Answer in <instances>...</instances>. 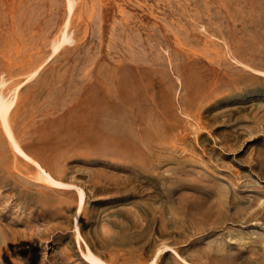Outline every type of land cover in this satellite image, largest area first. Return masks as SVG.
<instances>
[{
  "label": "rangeland",
  "instance_id": "1",
  "mask_svg": "<svg viewBox=\"0 0 264 264\" xmlns=\"http://www.w3.org/2000/svg\"><path fill=\"white\" fill-rule=\"evenodd\" d=\"M92 259L264 264V0H0V264Z\"/></svg>",
  "mask_w": 264,
  "mask_h": 264
},
{
  "label": "bare ground",
  "instance_id": "2",
  "mask_svg": "<svg viewBox=\"0 0 264 264\" xmlns=\"http://www.w3.org/2000/svg\"><path fill=\"white\" fill-rule=\"evenodd\" d=\"M16 149H17V148H16ZM17 150H18V149H17ZM49 181H50L51 183L55 184V182H54L51 178H49ZM92 262L95 263V264H102V263H100L99 261L94 260V259H92Z\"/></svg>",
  "mask_w": 264,
  "mask_h": 264
}]
</instances>
